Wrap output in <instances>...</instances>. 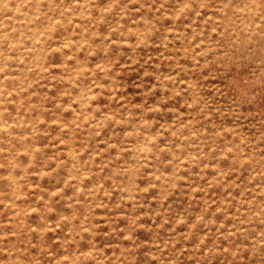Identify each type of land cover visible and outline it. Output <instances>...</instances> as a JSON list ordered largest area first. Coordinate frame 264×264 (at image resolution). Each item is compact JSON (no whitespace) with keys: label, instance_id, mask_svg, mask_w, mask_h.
<instances>
[{"label":"rangeland","instance_id":"obj_1","mask_svg":"<svg viewBox=\"0 0 264 264\" xmlns=\"http://www.w3.org/2000/svg\"><path fill=\"white\" fill-rule=\"evenodd\" d=\"M0 264H264V0H0Z\"/></svg>","mask_w":264,"mask_h":264}]
</instances>
